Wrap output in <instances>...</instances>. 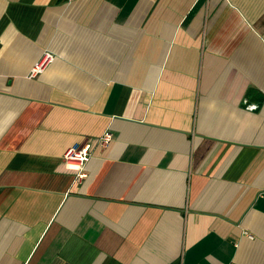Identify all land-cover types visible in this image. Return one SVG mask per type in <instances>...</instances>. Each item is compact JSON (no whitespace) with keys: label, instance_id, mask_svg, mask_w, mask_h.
Masks as SVG:
<instances>
[{"label":"crops","instance_id":"crops-1","mask_svg":"<svg viewBox=\"0 0 264 264\" xmlns=\"http://www.w3.org/2000/svg\"><path fill=\"white\" fill-rule=\"evenodd\" d=\"M0 264H264V0H0Z\"/></svg>","mask_w":264,"mask_h":264},{"label":"built area","instance_id":"built-area-1","mask_svg":"<svg viewBox=\"0 0 264 264\" xmlns=\"http://www.w3.org/2000/svg\"><path fill=\"white\" fill-rule=\"evenodd\" d=\"M52 59V55L44 52L38 61L31 67L30 76H36L41 72L47 63ZM112 140V133L110 130H105L98 138L97 144L101 147H106ZM92 152L91 143L85 141L83 143H76L69 147L63 154V160L67 163H75L78 165V171L75 174V181L80 182L86 177L85 165L88 162Z\"/></svg>","mask_w":264,"mask_h":264}]
</instances>
